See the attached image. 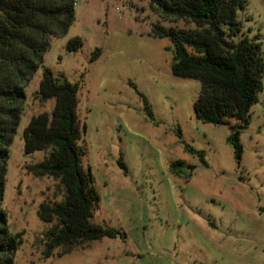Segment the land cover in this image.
<instances>
[{"label":"rangeland","instance_id":"374dc122","mask_svg":"<svg viewBox=\"0 0 264 264\" xmlns=\"http://www.w3.org/2000/svg\"><path fill=\"white\" fill-rule=\"evenodd\" d=\"M243 14L251 17L245 29L260 33L264 52V0H247ZM160 20L170 24L149 0H78L69 32L53 38L26 87L10 146L1 206L11 231L24 232L15 264H264V87L241 130L239 162L228 141L230 126L197 118L201 83L174 75L172 41L151 35ZM75 36L84 45L70 52L66 45ZM96 48L102 54L91 62ZM46 67L80 82L83 164L101 197L93 221L125 233L62 256L57 249L50 258L43 255L44 234L54 223L42 221L38 209L42 202L63 199L64 189L59 180L28 169L48 151L27 155L23 136L32 116L54 108V100L37 93ZM140 93L151 103L155 121ZM186 143L203 150L208 165Z\"/></svg>","mask_w":264,"mask_h":264},{"label":"trees","instance_id":"16d2710c","mask_svg":"<svg viewBox=\"0 0 264 264\" xmlns=\"http://www.w3.org/2000/svg\"><path fill=\"white\" fill-rule=\"evenodd\" d=\"M78 0H0V264H15V256L24 243V232L13 233L7 214L1 206L8 174V160L24 113L26 87L44 63L53 38L65 36L76 20ZM161 20L152 24L151 35L169 38L173 43L174 75L198 79L200 93L194 102L198 119L216 125L227 124L235 158L243 157L241 130L250 122V111L259 102L264 87V52L261 35L245 29L243 17L247 0H149ZM184 22L183 25L179 24ZM84 40L71 38L66 48L81 49ZM102 54L96 48L95 62ZM80 82L70 81L64 73L56 75L46 67L38 95L54 100L52 111L32 116L24 129L25 153L48 151L40 162L28 169L38 176L60 181L63 199L42 202L40 219L54 223L44 234L43 255L50 258L57 249L60 255L71 253L78 245L104 237L125 236L118 229L93 221L100 194L93 174L83 158L81 144L86 125L79 117ZM143 98L144 109L155 121L152 105ZM236 120V123H232ZM183 140V132H178ZM198 154L205 165L203 150L185 144ZM120 166L127 172L121 157ZM192 170L194 166L190 167Z\"/></svg>","mask_w":264,"mask_h":264}]
</instances>
